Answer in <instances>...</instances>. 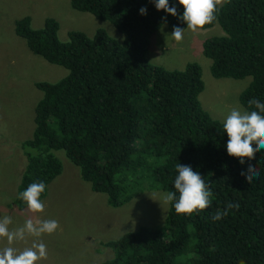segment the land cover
I'll return each instance as SVG.
<instances>
[{"label":"trees","instance_id":"1","mask_svg":"<svg viewBox=\"0 0 264 264\" xmlns=\"http://www.w3.org/2000/svg\"><path fill=\"white\" fill-rule=\"evenodd\" d=\"M73 8L110 21L126 35L119 42L99 28L93 36L72 30L59 38V22L47 17L34 28L31 16L15 21V32L29 49L48 62L64 66L58 81H37L43 96L35 108V128L21 143L27 164L14 207L31 183L46 185L61 174L55 150L64 149L95 192L120 207L146 190L175 192L177 164L200 173L213 193L210 207L192 215L175 212L169 204L164 227L141 226L107 241L113 255L103 264H264V150L254 158L228 155L224 122L202 106L204 90L200 63L168 69L147 58L151 37L162 27L187 29L180 17L157 10L155 0H70ZM141 8L147 13L142 15ZM224 35L204 40L213 76L252 81L241 95L247 110L253 98L264 102V0H230L218 12ZM257 174L248 181V166ZM178 195V193H177ZM239 208L216 220L228 202Z\"/></svg>","mask_w":264,"mask_h":264},{"label":"rangeland","instance_id":"2","mask_svg":"<svg viewBox=\"0 0 264 264\" xmlns=\"http://www.w3.org/2000/svg\"><path fill=\"white\" fill-rule=\"evenodd\" d=\"M25 15L31 16L34 28L42 27L47 17L55 18L62 41L69 40L72 30L93 36L103 28L119 42L126 35L110 21L73 8L70 0H0V218L11 216L12 228L23 226L28 218L59 222L53 234L41 237L48 258L40 264H103L113 255L105 242L141 226H165L170 203H164L162 196L167 191L146 190L123 206H110L107 194L95 192L91 183L82 179L80 168L60 149L55 154L63 170L42 199L44 211L33 214L11 205L27 164L21 143L33 134L35 108L43 96L35 82H55L68 74L66 67L34 54L26 40L16 34L15 21ZM172 31L164 18L162 27L151 37L148 60L168 69H183L191 61L200 63L205 87L199 98L213 118L225 122L233 108L247 110L240 95L252 77H215L212 61L203 53L204 40L224 35L222 27L216 23L197 33L185 29L181 42L174 40ZM33 239L28 237L12 246L23 250ZM7 246L6 239H0V249Z\"/></svg>","mask_w":264,"mask_h":264},{"label":"clouds","instance_id":"3","mask_svg":"<svg viewBox=\"0 0 264 264\" xmlns=\"http://www.w3.org/2000/svg\"><path fill=\"white\" fill-rule=\"evenodd\" d=\"M230 0H179L183 6V14L180 19L186 23L187 29L193 33L204 30L208 25L215 23L218 12ZM157 10L177 16V8L169 5V0H155ZM142 15L147 13L146 8H141ZM185 28L174 26L171 33L175 41L183 40ZM249 109L241 111L233 108L223 124L224 132L227 133V152L229 156L240 159L244 164L245 158L249 160L259 150H264V102L253 98L249 101ZM178 176L175 178V192H166L162 196L164 203H173L175 212L181 215H192L210 207L213 196L212 191L206 184L200 173L193 171L191 166L177 164ZM257 174L252 164L248 166L246 178L251 182ZM46 185L43 182L31 183L26 190L19 194V198L27 205L30 213H42L44 203L41 196L45 192ZM178 193V195H177ZM239 208L238 203L228 202L226 210L218 211L213 217L216 220L228 215V211ZM13 224L11 216L5 215L0 218V239H6L9 246L0 249V264H40L48 258L47 246L41 237L45 234H53L59 227V222L54 219L40 220L28 218L23 226L10 227ZM32 237L31 246L23 250H17L12 245L16 242L25 241ZM243 264V262H241Z\"/></svg>","mask_w":264,"mask_h":264}]
</instances>
